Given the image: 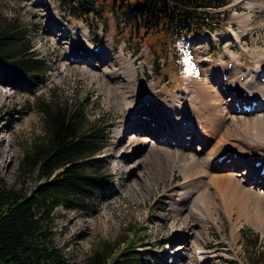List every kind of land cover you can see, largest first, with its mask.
<instances>
[{
    "label": "rangeland",
    "instance_id": "374dc122",
    "mask_svg": "<svg viewBox=\"0 0 264 264\" xmlns=\"http://www.w3.org/2000/svg\"><path fill=\"white\" fill-rule=\"evenodd\" d=\"M237 1L228 0L224 9L216 11L211 18L204 20L206 22L199 24L182 39L172 43V37L169 36L167 47L164 52L159 53L156 62L150 55L155 38H143L142 31L136 33V22L132 20V15L119 11L118 7L112 8L111 4H101L92 10H85L75 4L70 11L68 7L51 0H0V22L15 18L24 26L37 58L45 64L44 75L34 90L16 91L0 85V88L10 89L7 91L11 93L10 98L0 106V178L6 185L19 187L18 166L23 150L32 143L34 137L41 135L43 115L38 110L41 102H52L70 107L75 112L79 111L84 117L85 127L91 124L111 125L107 145L100 155L104 159L109 185L97 195L94 211L82 214L61 209L57 215L55 243L63 250L69 264H100L94 262V253L101 250L103 243L110 245L112 252L120 250L121 247L113 244L123 241L120 240L122 237L130 236L135 225L139 226L140 243L146 245V257L140 264H195L200 258L203 261L196 264H264V214L257 226L254 219L241 216L234 206H231L229 212L220 207L215 215L219 219L207 220L205 231L202 232L195 218L184 227L183 214L176 213L175 206L172 207L179 198L178 188L182 189V175L174 168L162 173L154 165L151 156L156 142L150 133L141 130L142 127H150L149 122L142 121L146 115L140 113V118H135L134 113L126 112L127 107L122 100L124 96L125 101H128L130 94L136 96L138 93V100L130 99L136 105L131 109L133 112L138 107L148 108L151 102L157 106L163 100L167 101L166 106H171L173 99L187 105L183 91L188 80L179 71L176 59L179 53L177 50L186 44L190 45L194 59L201 68L198 80L202 86V83L213 82L217 90H220L222 76L219 75L214 80L208 75L206 67L209 64L233 65V55L240 58L239 60L237 57L239 61L235 63L239 70L255 67L250 52L243 49L253 51L256 44L258 49L264 50V27H261L264 24V14L258 11L254 15L239 45L231 36L232 31L240 30L235 17L237 14L245 16L250 12L246 7H235ZM52 14L58 16V22L51 34L48 27L55 20ZM258 22L261 23L257 24ZM61 25H67V29H60ZM80 30L88 31L86 40H80L87 49L95 45L102 47L93 54V63L97 65L94 69L98 73L95 74L99 78L103 79L100 73L104 69L120 67V61L124 65L123 60H120L124 58L136 68L137 82L149 86L150 91L142 92L141 84L137 86L138 91L129 88L126 85V71L117 72L114 69L119 78L112 79V76L108 78L104 75L102 85L91 81L88 74L81 73L79 68H91L93 63L85 64L68 59L63 47L56 41V37L59 39L65 31L67 35L62 40L69 42L73 33ZM106 45L108 49L103 52ZM73 50L77 54L79 49ZM84 58L88 57L85 55ZM112 73L113 71L110 74ZM117 81L124 87L125 94L118 91L108 97L107 92L115 91ZM110 84H114L113 87L110 88ZM146 94L150 95L149 99ZM228 97L226 93L221 97L222 107H225L224 102ZM243 105L251 104L234 103L238 109ZM173 111L178 112V109ZM154 114L158 115L157 112ZM171 121L172 117L165 125V130L176 136L178 130ZM227 121L225 124H229ZM124 124L125 129L122 126ZM161 125L162 123L157 126L158 130ZM151 126L154 127L155 123H151ZM229 129V133L233 135L232 127ZM221 131L222 138L224 128ZM242 132L245 140L251 143L264 140L259 132L251 133L247 128L242 129ZM190 135L188 132L182 133L186 143L183 151L198 155V152L201 153L198 150L200 146L189 139ZM10 140L12 147L10 145L9 150L6 142ZM173 144L174 142L171 145L174 146ZM188 156L190 155L187 154ZM161 158L163 166H166L164 156ZM198 159L199 157H191L196 166L202 167V162ZM243 168L244 166H239L235 171L239 173ZM35 184L34 177H30L27 181L28 189H33ZM261 207L260 211H264ZM191 208H186L185 211ZM193 211L200 210L194 208ZM190 230L196 236H192ZM255 237L256 241L253 240ZM191 240H195L202 249L200 258L191 254Z\"/></svg>",
    "mask_w": 264,
    "mask_h": 264
},
{
    "label": "trees",
    "instance_id": "16d2710c",
    "mask_svg": "<svg viewBox=\"0 0 264 264\" xmlns=\"http://www.w3.org/2000/svg\"><path fill=\"white\" fill-rule=\"evenodd\" d=\"M72 10L75 4L92 10L111 4L131 14L136 33L153 36L150 55L159 53L189 35L194 28L224 9L228 0H51ZM45 64L36 59L28 31L15 18L0 22V85L16 91L34 90L44 75ZM41 135L23 150L19 162V187L0 178V264H69L55 243V224L60 210L88 214L94 211L99 192L109 185L103 156L111 125L85 127L83 115L70 107L41 102ZM36 184L28 189L27 181ZM139 226L113 245L103 243L94 253L100 264H140L146 257ZM256 238V237H255ZM254 241L257 240L253 239ZM113 247V246H112Z\"/></svg>",
    "mask_w": 264,
    "mask_h": 264
},
{
    "label": "bare ground",
    "instance_id": "6f19581e",
    "mask_svg": "<svg viewBox=\"0 0 264 264\" xmlns=\"http://www.w3.org/2000/svg\"><path fill=\"white\" fill-rule=\"evenodd\" d=\"M234 6L246 7L250 12L245 16H243L244 14H237L238 16L235 17L239 24L238 29L240 30H238L239 32L232 31L231 36L233 40L240 45L242 36L246 32L245 30L250 27V22L252 18H254V15L258 11L264 14V0H238ZM52 16L55 20L48 27L49 33L51 34L58 22V16L56 14H52ZM262 21H264V19ZM260 23L261 22H258L257 24ZM261 27H264V24H261ZM66 35L67 32L64 31L62 37H65ZM86 36H88V31L80 30L78 33L73 34V37L69 39V42H63L62 37L59 39L56 37V41L61 44L65 56L68 59L70 58L74 61L83 62L85 64L93 63V47L89 46L91 48L87 49V46L80 41L81 38L86 40ZM107 46L108 45L105 46L103 52L107 51ZM75 48L86 53L88 60H85L78 54H74L73 49ZM257 49L256 44L253 51L246 48L243 49L244 51L250 52L249 55L255 63V67H252L251 69L239 70L235 63L238 62L240 58L239 56L234 55V63L231 70H228L226 64L224 66L209 64V66L206 67L208 75L212 76L214 80H217L218 76L221 74H224V76L227 77L226 82L220 83V86L225 85V91L229 96L224 102L225 107L221 106V97L224 96V92L219 89L217 90L213 82H210L209 84L202 83L207 87L205 88L199 84L201 82L197 78L190 76L192 70L188 56L183 58V74L188 80L186 83L187 86L183 91L187 105L184 106L181 102L173 99L171 103L172 105L166 106L165 103L167 101L163 100L159 101L157 106H154L151 102L148 108L138 107L137 111L133 112L131 109L136 107V105L133 104L130 99L138 100V93L135 94L136 96L130 94L128 96V101H125L124 96L122 97V100L127 107L125 108V110L127 109L126 112L129 114L134 113L133 116L135 118H138V114L140 113L146 115V118H142V121L146 123L149 122L150 127H142L141 130L150 133L151 137L154 138L156 142L155 149L153 148L152 150L154 153H151V159L154 165L162 173L168 169L172 171L174 168L178 169L182 175L183 179L182 184L180 185L182 189L178 188L177 194L179 193V198L172 207L175 206L177 210L176 213L183 214L182 218L184 221V227L191 222L192 218H195V222L200 225L202 232L205 231L207 220L219 219L216 218L215 215L219 212L220 207L224 208L226 212H229L231 206H234L241 216H249L248 218L251 217L252 220L254 219L253 222H255V225L257 226L259 225L260 220L263 219L261 216H263L264 211H262V209L260 211L259 207L262 206L261 208L264 209V179L258 174L261 170V166L258 167L253 165L255 163H261L262 166L264 165V140L262 141L259 139V141L255 140L251 143L248 140H245L244 132H242V129L247 128L248 131H252L251 133L259 132L261 133L260 136L264 137V50ZM260 54L262 55L259 56ZM120 60H123L124 65H122V61H120L121 66L114 69H116L117 72L119 70L128 72L126 85L129 86V88L138 91L137 86L141 83H138L136 80V68L128 60L124 58H120ZM124 60L127 62H124ZM96 66L97 65L93 63L91 68L83 67L85 69L79 68L78 70L81 73L88 74L91 81L101 85L104 84V75L108 78H111L112 76V79L119 78L114 69H104L100 73L103 79L99 78L97 75L98 73L94 69ZM125 66H127V68ZM62 69L64 70L65 68L63 67ZM233 70L236 72H233ZM112 71L113 73L110 74ZM194 74L196 73L193 71V76H195ZM113 85L110 84L109 87L111 88ZM141 85L143 86L142 92L148 93L150 91L149 86L145 84ZM114 89L115 91L107 92L108 97H111L113 93L118 91L125 94L124 87L120 86L119 81L114 85ZM241 89L247 92V97L242 96ZM7 90L0 88V106L11 96V93ZM128 91L131 92V90ZM233 91L237 93L233 95ZM118 94L121 96L120 93ZM146 96L149 99L150 95L146 94ZM180 98L181 97H179V99ZM218 99L220 100L218 101ZM236 102L239 104H251L254 102L255 106L252 110L247 112L242 109L238 110L234 106V103ZM115 104L117 105V103ZM173 109H178V112L173 111ZM155 112H157L158 115H155ZM170 117L173 118L171 123H173L178 130L176 136L174 133L171 134L169 131L165 130V125L168 123ZM227 119L229 124H225ZM153 122L155 123L154 127L151 126V123ZM161 123L162 125L158 130L157 126ZM122 126H124L125 129V124ZM231 127L232 131H234V136L232 133H229V128ZM223 128L224 133L221 138V130ZM122 130L123 128H121V131ZM183 132L191 134L189 139L198 143V146H200L198 147V150H201V153L197 151L199 153L198 155H192L183 151V149L186 148V143H184L185 139L183 140L182 136ZM11 141L12 140L6 142L9 150L12 147ZM172 142L175 143L174 146L171 145ZM4 143L5 141L3 144ZM0 154H2L1 148ZM160 154L164 156L166 166H163V163L161 162L162 155L160 156ZM187 154L190 156L187 157ZM193 156H195V158L199 157L198 160L202 162V167L196 166V163H193L194 160H191V157ZM239 166H244V168L243 171L238 173L235 170ZM219 195H222V197ZM186 208L191 209L185 211ZM194 208H198L200 211H193ZM196 227L193 228L196 229ZM190 231L192 232L193 230ZM193 233L194 232H192V236L196 234ZM190 244L192 245L191 254L200 258L202 249L198 246V243L195 240H191ZM208 253L209 252H207V255ZM202 261L203 260L200 258L197 262ZM197 262H195V264ZM178 264H180V262H178Z\"/></svg>",
    "mask_w": 264,
    "mask_h": 264
}]
</instances>
